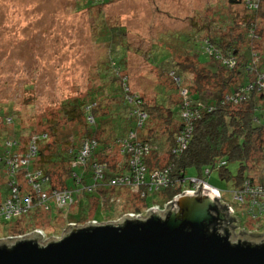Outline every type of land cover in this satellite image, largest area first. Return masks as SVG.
Here are the masks:
<instances>
[{
    "label": "trees",
    "instance_id": "1",
    "mask_svg": "<svg viewBox=\"0 0 264 264\" xmlns=\"http://www.w3.org/2000/svg\"><path fill=\"white\" fill-rule=\"evenodd\" d=\"M104 2L106 0H74L73 4L77 10H83L94 5L99 7ZM226 4L228 8L240 7L244 13L217 14L215 9L209 14L211 22L218 16L221 19L218 26L221 34L212 36L209 30L203 36L204 52L211 63L200 62L192 49L182 46L183 52L173 61L171 69L160 72L138 52L148 48H141L137 38L131 40L130 29L103 24L109 27L106 33L100 32L99 40L91 38L100 44L101 55L88 67L85 93L67 97L57 107L41 112V127L46 128L21 134L25 130L20 133L18 130L22 128L15 127L17 116L0 109V128L5 134H0V164L7 177L9 193L0 202V208L7 200L26 207L25 199H30L24 213L9 218L26 215L25 223L34 220L36 223L38 218L47 222L53 220L54 210L66 211L56 207L54 192L70 191L73 199L74 195H83L89 198L88 203L91 201V210H94L97 204L103 205L102 198L105 201L113 195L118 198L122 189L134 186L137 188L135 200L129 198L123 203L122 215L138 211L140 208L133 205L148 193L160 194V199L157 197L150 206L141 203L142 208L163 205L190 188L191 180L206 178L213 170L219 171L221 179L233 181L232 187L224 193L243 189L245 181L263 184L264 121L257 110L264 107V90H261L264 0H226ZM228 18L233 26L225 32L223 28ZM208 25L211 28L210 23ZM101 27L102 24L96 28ZM122 38L126 40L123 47L118 44ZM132 42L137 43L136 46ZM129 56L134 58V63L126 60ZM144 70L148 71V76L140 74ZM130 73L143 77L142 92H154V100L134 93L137 91ZM146 80L149 82L144 83ZM153 123L167 128L164 163L159 160L157 147L149 140L148 129L152 127L148 126ZM86 143L88 154L82 157L80 153ZM129 147L133 150L127 152ZM31 151L33 156L29 158ZM133 154L140 155L138 164H131ZM22 159L27 162L21 164ZM230 165L236 166L234 175L229 171ZM35 174L37 178L30 182L32 176L29 175ZM121 179H124L122 183L111 184L112 180ZM82 187L95 189L88 193L83 192ZM73 202L70 206L80 205L79 213L73 216L76 221L96 220L85 219L80 213V208L87 207L88 203L79 204V197ZM32 209L35 212L31 213Z\"/></svg>",
    "mask_w": 264,
    "mask_h": 264
},
{
    "label": "rangeland",
    "instance_id": "2",
    "mask_svg": "<svg viewBox=\"0 0 264 264\" xmlns=\"http://www.w3.org/2000/svg\"><path fill=\"white\" fill-rule=\"evenodd\" d=\"M224 2L225 6H222ZM73 3L74 0H0V109L6 114L13 113L17 116L15 127L22 128L17 129L20 133L25 130L21 134H26L31 129L40 131L46 128L45 125L41 127V112L57 107V104L67 97L78 94L81 96L85 93L89 80L88 67H91L101 55L100 44L94 43L91 38L96 41L100 39V32L106 33L105 30L109 27L103 24H118L130 29L131 40L137 38L136 42L140 40L141 48L142 46L148 48L146 51L138 50V52L145 56L147 63L153 69L164 72L171 69L174 65L173 61H177L179 53L183 52L182 46L192 49L200 62L209 61V56L203 48V36L206 31L209 33V30L212 36L221 34V27H218L221 23L220 16L214 19L216 21L211 22L212 15H209L213 14L215 9L218 10L217 14L244 13L240 7H226V0H106L99 7L94 5L83 10H77ZM98 10L101 12L98 13ZM96 20L99 24H96ZM226 21L223 31L229 32L228 28L233 26V23L230 24V18ZM209 23L211 28L208 27ZM100 24L102 27L98 30L96 27ZM118 44L123 47L126 40L119 39ZM257 44L261 49L260 42ZM129 48L132 49V46L129 45ZM128 59L130 63H134L133 57L129 56L126 60ZM130 74L134 90L137 91L134 93L154 100L156 96L154 92H142L143 77ZM140 74L149 75L146 70ZM143 82L148 83L149 80ZM77 90L79 92H76ZM144 99L147 101L145 97ZM257 114L262 115L264 121V107L260 106ZM12 127L13 125L9 126V130H12ZM151 127V130L148 129L149 140L157 147L159 160L164 163L167 158V128L160 123L148 126ZM3 131L1 127L0 134H4ZM235 169V165L229 166V171L233 175ZM257 177L256 179L259 180ZM6 179L4 168L0 164V202L9 194ZM196 179L218 188L225 199L232 203L240 223L235 226L237 234L247 231L256 236L261 232L259 225L264 222V215L261 216L259 224L258 220H253L247 213L250 207L247 199L244 204H238L229 192L224 193L225 189L232 187V180L221 179L217 170H213L206 178ZM136 192L137 188L134 186L132 189H122L118 198H113L114 195L107 201L102 198L100 201L103 205L97 204L94 210H91L90 201L87 207L80 208V213L85 215L83 218H94L98 223L115 220L121 214L120 208H123V203L129 198L135 200ZM206 192L214 198L213 193L207 190L203 193ZM75 197L79 195H74V199ZM157 197L160 199V194L148 193L146 198H141L133 207L143 210L141 203L150 206ZM83 198L89 200L87 197ZM79 206H64L63 209L66 211L62 210V212L54 210L55 216L48 222L38 218L36 223L35 220L25 223L26 215L12 218L0 215V237L16 235L26 237L36 228H41L49 235L46 241L48 242L50 239L62 236L67 226V223H64L69 219L70 222L82 224L92 222L93 219L85 221L74 219L73 216L79 213ZM154 206H162V204ZM56 207L58 208L57 205ZM30 212H35V209ZM47 218L51 216L47 215ZM21 232L24 233L18 234ZM13 233L15 235H9Z\"/></svg>",
    "mask_w": 264,
    "mask_h": 264
},
{
    "label": "water",
    "instance_id": "3",
    "mask_svg": "<svg viewBox=\"0 0 264 264\" xmlns=\"http://www.w3.org/2000/svg\"><path fill=\"white\" fill-rule=\"evenodd\" d=\"M229 222L209 193H186L164 215L68 226L46 244L37 232L0 241V264H264V238L233 239Z\"/></svg>",
    "mask_w": 264,
    "mask_h": 264
},
{
    "label": "built area",
    "instance_id": "4",
    "mask_svg": "<svg viewBox=\"0 0 264 264\" xmlns=\"http://www.w3.org/2000/svg\"><path fill=\"white\" fill-rule=\"evenodd\" d=\"M261 90H264V82L261 86ZM83 147L84 148L81 151L80 155L82 157H85L88 154L87 153V148H88L87 143L84 144ZM132 150L133 149L131 147H129L127 152H130ZM32 156H33V152L31 151L29 158ZM132 156L134 157V159L131 161V164L132 165L138 164L140 162L139 159L141 158L140 155L133 154ZM79 160H80V157H79ZM26 162H27V159H22L20 161L21 164H25ZM141 171H144V169L142 168ZM29 176H32L30 178V182H31L33 179L37 178L38 174L29 175ZM123 180L124 179H121L119 181L118 180H112L111 184L117 185L118 183H122ZM191 181H193V184L191 185V187L183 190V192L179 193L178 195H182V194H186V193L198 194L200 192L203 193L205 190L209 191L210 193H213L214 199L217 202V204L220 207H222L223 209H225V211L227 212V217L230 220V222L226 226H228V228L231 230V237L233 239L238 238V237L243 236V235H247L251 240H260V239L264 238V222L262 224H260L261 216L264 215V183L263 184L258 183V182L250 183L249 181H245L243 189L237 190V191L236 190L231 191V193H230L232 195V198L238 204L239 203L244 204L246 199H247L248 206L250 205L247 213H248V215H250L253 218V220L259 221V224H260L259 226L262 229L259 234L254 236L252 233L245 231V229H243L242 227L241 228L245 232L237 234V231H236L237 227L235 228V226L239 223V220H238V218H236L235 208L231 202H229L225 199V196L221 190H219L218 188H214L213 186H210L208 183H204V182L197 180V179H193ZM93 189H95V187H88V188L82 187L81 188V190L83 192H88V193H90ZM178 195H176V196H178ZM71 196H72L71 192L67 191V190H64L62 192H54L55 204L58 207H64V206L72 205L74 203L73 202L74 199ZM42 197L44 198L45 195H42ZM174 198L172 200L165 202L162 206H152L149 208H144L143 210L125 212L122 215H120L117 219L111 220L109 222L117 223V222L122 221L125 217H134V218H137L139 220H143L149 215L150 211H155L156 213H158L160 215H164V213L169 209ZM25 201H26L27 206L21 207L17 204L16 201L13 202L12 200H7L0 208V215H4L5 217L9 218L12 215H20V214L24 213L30 205L29 204L30 199L26 198ZM91 221H92L91 223H93V224H99L96 220H91ZM87 224H90V221L88 223H84V224L76 223V222H68L67 226L65 228H67L68 226H75V225L85 226ZM239 225H240V223H239ZM35 232L39 233L42 236V238L38 241L42 242L41 244H46L47 243L46 241L49 238L47 237L45 232L41 229H35L31 234H33ZM249 234H252V236H250ZM21 238H23L21 235L0 237V241H17V240H20Z\"/></svg>",
    "mask_w": 264,
    "mask_h": 264
},
{
    "label": "crops",
    "instance_id": "5",
    "mask_svg": "<svg viewBox=\"0 0 264 264\" xmlns=\"http://www.w3.org/2000/svg\"><path fill=\"white\" fill-rule=\"evenodd\" d=\"M84 196L83 195H81V196H79V204L80 203H84V202H86V203H88V200L86 201V200H84V198H83ZM76 204V203H75ZM72 207V206H71Z\"/></svg>",
    "mask_w": 264,
    "mask_h": 264
}]
</instances>
